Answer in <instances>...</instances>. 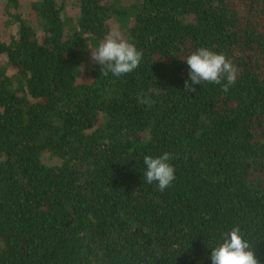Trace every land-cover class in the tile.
<instances>
[{
  "label": "trees",
  "instance_id": "16d2710c",
  "mask_svg": "<svg viewBox=\"0 0 264 264\" xmlns=\"http://www.w3.org/2000/svg\"><path fill=\"white\" fill-rule=\"evenodd\" d=\"M2 5L0 264H211L234 225L264 264V0ZM109 33L142 52L131 73L89 61ZM202 46L231 61L227 91L185 88ZM164 152L160 191L143 158Z\"/></svg>",
  "mask_w": 264,
  "mask_h": 264
},
{
  "label": "clouds",
  "instance_id": "9594fccd",
  "mask_svg": "<svg viewBox=\"0 0 264 264\" xmlns=\"http://www.w3.org/2000/svg\"><path fill=\"white\" fill-rule=\"evenodd\" d=\"M90 59L95 62L105 75L116 77L131 73L142 59V52L135 43L120 39L112 33L91 48ZM187 80L185 88L192 90L202 82L221 84L225 91L235 84L236 74L231 61L222 52L207 47H198L185 59ZM224 81V83H222ZM190 82V83H189ZM141 103H150L145 98ZM168 152L160 155H145L144 177L148 184H155L164 191L175 180V170ZM211 264H259L250 242L244 237L238 225L223 231L210 247Z\"/></svg>",
  "mask_w": 264,
  "mask_h": 264
},
{
  "label": "rangeland",
  "instance_id": "374dc122",
  "mask_svg": "<svg viewBox=\"0 0 264 264\" xmlns=\"http://www.w3.org/2000/svg\"><path fill=\"white\" fill-rule=\"evenodd\" d=\"M3 5H2V0H0V8L2 7ZM70 9V8H69ZM68 9V10H69ZM113 30L114 31H117V27L115 26V25H113ZM117 33V32H116ZM115 34V33H114ZM122 39H124V38H122ZM89 61H91V62H94V61H92L90 58H89ZM84 68H86V66L84 67ZM57 162V159H54V158H47V163H49V164H55Z\"/></svg>",
  "mask_w": 264,
  "mask_h": 264
}]
</instances>
